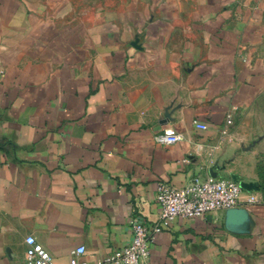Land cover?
Returning <instances> with one entry per match:
<instances>
[{
    "label": "crops",
    "instance_id": "1",
    "mask_svg": "<svg viewBox=\"0 0 264 264\" xmlns=\"http://www.w3.org/2000/svg\"><path fill=\"white\" fill-rule=\"evenodd\" d=\"M263 94L264 0H0V264L29 236L107 264L133 216L159 220L160 184L233 179L226 115ZM168 127L183 139L158 144ZM258 195L176 220L152 263L264 264Z\"/></svg>",
    "mask_w": 264,
    "mask_h": 264
},
{
    "label": "built area",
    "instance_id": "2",
    "mask_svg": "<svg viewBox=\"0 0 264 264\" xmlns=\"http://www.w3.org/2000/svg\"><path fill=\"white\" fill-rule=\"evenodd\" d=\"M197 129L206 131L208 125L194 121ZM234 126V113H228L223 134ZM183 139L182 134L168 127L155 135V141L164 146H172ZM259 192V191H258ZM257 191L248 192L239 181L220 179L218 177H192L183 187L160 184L156 201L160 209L159 220L154 224L145 222L138 216L130 221L131 242L106 259L107 264H153L151 249L157 236L169 229L176 220L202 218L212 212L232 210L242 203L258 205L262 197ZM247 193L246 199L242 197ZM25 262L23 264H58L55 257L35 237L29 236L26 241ZM86 253L84 246L71 251L70 264H89L81 259Z\"/></svg>",
    "mask_w": 264,
    "mask_h": 264
},
{
    "label": "rangeland",
    "instance_id": "3",
    "mask_svg": "<svg viewBox=\"0 0 264 264\" xmlns=\"http://www.w3.org/2000/svg\"><path fill=\"white\" fill-rule=\"evenodd\" d=\"M233 128V178L264 193V94L238 113Z\"/></svg>",
    "mask_w": 264,
    "mask_h": 264
},
{
    "label": "water",
    "instance_id": "4",
    "mask_svg": "<svg viewBox=\"0 0 264 264\" xmlns=\"http://www.w3.org/2000/svg\"><path fill=\"white\" fill-rule=\"evenodd\" d=\"M212 177H217V176H215V175H211ZM234 179V178H233ZM234 180H236V181H238L237 179H234ZM240 182V181H239ZM240 185H241V187L243 188V189H245L246 191H248V192H251V191H259V189H253V187L252 186H248V185H246V184H244L243 182H240ZM229 211V210H228Z\"/></svg>",
    "mask_w": 264,
    "mask_h": 264
}]
</instances>
